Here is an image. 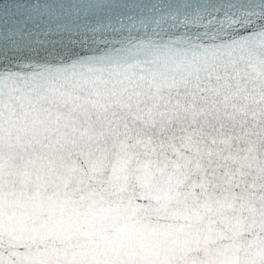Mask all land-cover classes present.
<instances>
[{
	"label": "snow or ice",
	"instance_id": "snow-or-ice-1",
	"mask_svg": "<svg viewBox=\"0 0 264 264\" xmlns=\"http://www.w3.org/2000/svg\"><path fill=\"white\" fill-rule=\"evenodd\" d=\"M0 264H264V0H0Z\"/></svg>",
	"mask_w": 264,
	"mask_h": 264
}]
</instances>
